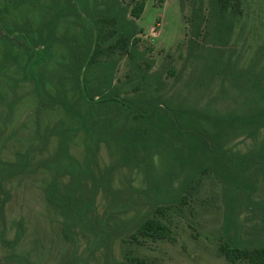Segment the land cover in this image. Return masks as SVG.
<instances>
[{"label":"rangeland","instance_id":"1","mask_svg":"<svg viewBox=\"0 0 264 264\" xmlns=\"http://www.w3.org/2000/svg\"><path fill=\"white\" fill-rule=\"evenodd\" d=\"M120 1L131 9L145 4L136 20L139 50L145 54L140 64L161 77V85L153 87L161 103L222 114L248 111L251 74L264 77V0L231 1L221 23L213 0ZM55 2L67 6L68 0H0V264H247L230 262L220 248L235 234L248 246L263 243L264 222L242 195L227 225L226 187L214 174L199 175L185 190L183 203L161 214L148 198L147 169L122 166L106 144L92 153L98 163L95 186L90 177L74 183L58 173V138L48 136L46 128L60 123L64 112L42 103L24 70L29 47L19 33L7 32L25 24L37 38L38 28L54 14L50 7ZM63 13L57 38L49 45L50 57L41 67L48 74L62 69L67 59L65 41L58 37L82 32L77 20L67 10ZM5 43L15 58H6ZM100 60L115 63L122 97L137 94L127 56L108 52ZM226 148L232 154L264 150V129L255 138H231ZM70 152L86 164L83 134ZM23 158L29 165L21 172L13 165ZM151 166L154 177L168 173L159 155ZM54 178L62 194L78 198L76 205L60 206L48 199L46 190ZM183 180H174L175 190ZM252 183L257 185L252 200L264 201V176ZM147 215H159L170 239L136 237ZM19 229L23 233L17 239Z\"/></svg>","mask_w":264,"mask_h":264},{"label":"trees","instance_id":"2","mask_svg":"<svg viewBox=\"0 0 264 264\" xmlns=\"http://www.w3.org/2000/svg\"><path fill=\"white\" fill-rule=\"evenodd\" d=\"M231 1L234 0H213L219 23ZM144 7L141 2L131 9L120 0H68L67 6L55 2L50 7L54 14L51 13L45 27L38 28L37 38L31 36V29L25 24L7 29L8 34L19 33L29 47L24 70L31 75L42 103L57 105L64 112L60 123L46 128L48 136L58 138V173L70 176L74 183L90 177L95 186L98 163L92 153L106 144L114 150L122 166L140 168L143 165L147 169L151 177L148 198L161 214L173 205L183 203L185 190L199 175L214 174L226 187L227 225L233 221L237 201L242 195L264 222V201L252 200L257 188L253 179L264 176V150L232 154L226 148L231 138H255L264 129V77L251 74L252 98L248 101L247 112L222 114L172 109L161 103L160 98L154 96L158 89H153L155 85H161V77L150 74L148 64H140L145 54L139 50L140 30L136 20L141 17ZM66 10L77 20L82 32L71 37H58L65 41L67 59L62 69L48 74L41 67L50 57V42L57 38L56 31ZM44 30H47V36L43 35ZM115 51L130 60L138 83L135 96L120 95L114 76L115 63L100 60L104 53ZM4 55L15 58L8 43L4 44ZM80 134L86 142L84 165L70 152ZM156 155L165 160L168 170L161 179L152 175L151 165ZM28 165L29 160L23 158L20 164L13 166L23 172ZM179 177H184L183 184L181 189L175 190L174 180ZM46 195L60 206L72 207L78 202L76 196L62 194L56 178L48 186ZM158 217L147 215L139 224L136 237L154 242L170 239L169 227ZM22 233L19 229L17 239ZM220 252L232 263L264 264V242L248 246L241 243L236 234L228 236Z\"/></svg>","mask_w":264,"mask_h":264}]
</instances>
